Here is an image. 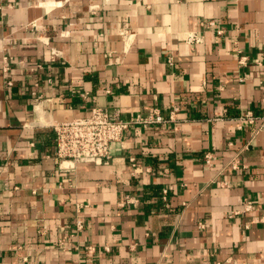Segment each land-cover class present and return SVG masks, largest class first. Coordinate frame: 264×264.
I'll return each instance as SVG.
<instances>
[{"label":"crops","instance_id":"1","mask_svg":"<svg viewBox=\"0 0 264 264\" xmlns=\"http://www.w3.org/2000/svg\"><path fill=\"white\" fill-rule=\"evenodd\" d=\"M155 105L179 111L58 166L49 122ZM0 264H264V0H0Z\"/></svg>","mask_w":264,"mask_h":264},{"label":"built area","instance_id":"2","mask_svg":"<svg viewBox=\"0 0 264 264\" xmlns=\"http://www.w3.org/2000/svg\"><path fill=\"white\" fill-rule=\"evenodd\" d=\"M34 26L35 24L32 23ZM206 26H214L213 20L205 22ZM217 34H222V28L216 29ZM125 35V32H122ZM200 36L197 33H189L187 35L188 42H198ZM54 53V52H53ZM52 59L54 57L52 56ZM245 57H240L239 63L244 64ZM168 62H172L171 58ZM6 69V68H5ZM50 80V79H48ZM7 84H11L10 80H7ZM37 85V83H35ZM34 95V112L39 115L45 114V109L41 108L42 96L36 91H32ZM42 111V112H41ZM179 107L173 105L167 115H164L159 106L155 105L145 113H135L130 117L125 116L122 110L118 107L107 106H93L90 108L89 113L84 116L73 117L63 121H51L48 123L54 129L55 132V157L58 160V166L63 171L74 170L77 164H107L112 156L111 148L113 144L122 143L124 133L127 130L133 128H147L152 125L162 124L175 119V115L178 113ZM242 119L252 122L254 116L250 111L246 112ZM214 154L211 151H207L203 154V160L206 164L210 165ZM129 161L132 168L137 166V160L134 156L129 157ZM233 168L239 167L238 160L232 162ZM149 167H146V171H149ZM72 182V178H68ZM172 189L171 186L164 187L162 189V197L166 199L168 192ZM138 199L126 194L119 202L122 206L126 203H135ZM87 205L83 202L75 203L76 221L75 232H79L83 229V220L81 219L80 212ZM253 204L249 199H243L242 208L231 210L228 216L245 213L252 209ZM202 226V224H199ZM41 229V230H40ZM40 232L44 233L45 228H40ZM73 235L71 232L70 236ZM65 238L60 241V247L65 248ZM86 252H94V245L88 244L85 247ZM108 250L107 246H104Z\"/></svg>","mask_w":264,"mask_h":264}]
</instances>
